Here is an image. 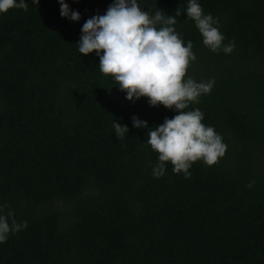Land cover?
Here are the masks:
<instances>
[{
    "label": "trees",
    "instance_id": "1",
    "mask_svg": "<svg viewBox=\"0 0 264 264\" xmlns=\"http://www.w3.org/2000/svg\"><path fill=\"white\" fill-rule=\"evenodd\" d=\"M0 14V205L27 227L0 244V264H264V0H198L234 42L202 44L182 13L174 28L192 42L186 77L214 80L201 95L203 124L225 154L190 175L154 178L148 128L176 113L130 102L95 53L78 52L83 23L113 0H57ZM173 15L187 0H138ZM114 122L129 131L116 139ZM251 185V186H249Z\"/></svg>",
    "mask_w": 264,
    "mask_h": 264
},
{
    "label": "clouds",
    "instance_id": "2",
    "mask_svg": "<svg viewBox=\"0 0 264 264\" xmlns=\"http://www.w3.org/2000/svg\"><path fill=\"white\" fill-rule=\"evenodd\" d=\"M57 2L61 18L80 21L79 12L72 10L65 0ZM31 4L37 6L38 0H31ZM27 8L25 0H0V14ZM182 13L194 22L202 44L211 52L233 51L234 42L223 43L225 37L217 27L218 20L204 14L198 0H187L186 8L181 11L177 7L173 15L159 9L150 15L139 7L138 0H113L103 15H93L83 23L76 43L80 54L95 53L100 72L111 76L126 100L134 102L145 97L150 107L163 106L176 113L154 128L132 117L134 128L152 129L147 132L146 143L157 153L152 169L154 178L165 174L167 164L172 165L174 174L182 173L187 178L194 163L213 166L226 150L221 135L202 123L203 113L198 108L187 110L190 104L199 102L201 95L210 93L215 81L197 82L186 77L189 63L196 57L192 42L183 41L174 28L176 17ZM112 127L116 139H122L129 131L114 120ZM4 207L0 205V244L9 234L27 227L26 221L17 223L11 211L5 215Z\"/></svg>",
    "mask_w": 264,
    "mask_h": 264
}]
</instances>
